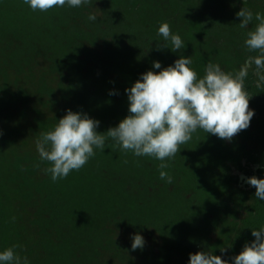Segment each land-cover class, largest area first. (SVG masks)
Masks as SVG:
<instances>
[{
  "label": "trees",
  "instance_id": "1",
  "mask_svg": "<svg viewBox=\"0 0 264 264\" xmlns=\"http://www.w3.org/2000/svg\"><path fill=\"white\" fill-rule=\"evenodd\" d=\"M242 7L264 15V0H91L48 12L0 0V252L18 245L29 264H189L190 254L205 251L234 264L255 240L252 230L264 226V200L246 182L264 179V86L256 87L251 69L250 126L231 141L198 129L163 161L171 184L160 178L162 161L111 139L79 171L53 182L45 171L51 164L20 136L27 122L37 140L68 110L98 120L105 133L129 114L125 90L181 55L200 78L209 62L238 71L258 54L244 44L258 22L241 29ZM163 22L183 40L178 52L157 50L158 42L171 48L158 35ZM154 232L157 248L145 242L133 251L125 241Z\"/></svg>",
  "mask_w": 264,
  "mask_h": 264
},
{
  "label": "clouds",
  "instance_id": "2",
  "mask_svg": "<svg viewBox=\"0 0 264 264\" xmlns=\"http://www.w3.org/2000/svg\"><path fill=\"white\" fill-rule=\"evenodd\" d=\"M242 2L244 4L247 0ZM23 3L32 11L48 12L65 5L80 7L90 4L91 0H23ZM236 16L240 19L241 29H246L253 19L258 22L247 32L244 41L249 52L258 54L249 55L238 71L225 72L218 63L209 62L204 69L205 75L200 78L190 67L191 57L181 55L174 65L159 72L149 70L143 73L125 90L129 114L118 126L98 133V120L68 110L52 130L41 133L36 148L40 160L51 164L45 171L51 173L52 181L79 171L95 155L94 149L104 150L106 140L111 139L113 146L118 145L125 152L162 161L158 166L160 178L171 184L172 177L164 171L169 165L163 161L174 158L198 129L225 141H231L246 130L254 116L249 103L251 96L245 89V78L250 69L257 77L256 87L264 86V15L253 14L247 7H242ZM88 19L95 21L97 17L90 14ZM158 35L164 41H170L171 48L167 43L158 42L157 50L168 48L178 52L185 47L181 37L172 33L167 22L160 24ZM153 68L161 69V63L154 61ZM246 182L256 189L255 197L264 200V179L252 176ZM252 236L255 240L246 243L232 258L234 264H264V226L253 229ZM144 243V238L135 234L131 248L133 251L142 249ZM16 247L19 246L13 245L0 252V264H29L26 256L21 257L15 252ZM189 264H229V261L211 252L200 251L190 254Z\"/></svg>",
  "mask_w": 264,
  "mask_h": 264
},
{
  "label": "rangeland",
  "instance_id": "3",
  "mask_svg": "<svg viewBox=\"0 0 264 264\" xmlns=\"http://www.w3.org/2000/svg\"><path fill=\"white\" fill-rule=\"evenodd\" d=\"M12 123L11 122H6V121H4L3 122V125H11ZM22 127H23V132L21 133V140L20 141H25L26 143H24L25 145H23L26 149H29V150H32V151H34V152H36V153H38V151H37V148H36V140L34 139V138H30L29 136H30V134H29V132H27L26 133V128L28 127V123L27 122H22ZM137 168V170L139 171V172H141V171H143L144 169H145V166H136ZM143 237H145L146 239L144 240L148 245H154L156 248H157V246H158V243H159V239H158V235H157V233L156 232H154L153 234H151V235H149V234H147V235H145V236H143ZM130 241V245H132V237H127L126 239H125V241L127 242V241Z\"/></svg>",
  "mask_w": 264,
  "mask_h": 264
}]
</instances>
